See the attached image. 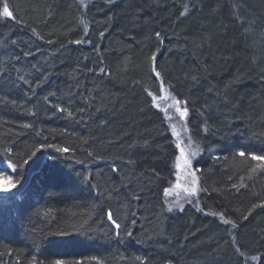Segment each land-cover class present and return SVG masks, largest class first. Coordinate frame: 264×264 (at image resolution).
Returning <instances> with one entry per match:
<instances>
[{"label":"trees","instance_id":"obj_1","mask_svg":"<svg viewBox=\"0 0 264 264\" xmlns=\"http://www.w3.org/2000/svg\"><path fill=\"white\" fill-rule=\"evenodd\" d=\"M163 85L199 150L198 192L171 211ZM253 155L264 0H0V264H264Z\"/></svg>","mask_w":264,"mask_h":264},{"label":"rangeland","instance_id":"obj_2","mask_svg":"<svg viewBox=\"0 0 264 264\" xmlns=\"http://www.w3.org/2000/svg\"><path fill=\"white\" fill-rule=\"evenodd\" d=\"M175 97L164 85L161 92L154 96L155 104L158 105L166 113V117L169 122L171 131L174 134L175 141L178 147L179 155L176 157L175 168L176 177L174 183H172L166 189H172L170 193L165 192V197L168 201V205L173 208L181 207L186 200L193 198L200 187V180L198 179L197 172L193 166V160L197 156L198 146L191 140L189 128L187 126V117L180 116L179 108L183 110L182 102L177 105ZM180 101V100H179ZM180 148L184 149V154L189 161L190 165L185 164L180 158ZM195 153V154H193ZM193 180H195L196 192L192 194L190 190L193 187ZM179 184L180 187H176ZM10 187V181L7 176L0 177V191L8 189Z\"/></svg>","mask_w":264,"mask_h":264},{"label":"snow or ice","instance_id":"obj_3","mask_svg":"<svg viewBox=\"0 0 264 264\" xmlns=\"http://www.w3.org/2000/svg\"><path fill=\"white\" fill-rule=\"evenodd\" d=\"M82 2H83V0H82ZM107 2L111 4L113 2V0H107ZM185 11H187V8H185ZM2 14H3L4 17H12L13 16V13L9 10V6H8L7 3H4V5H3V12H2ZM101 35H103V33H101ZM157 36H159V33H157ZM77 43H79V41H77ZM154 58L155 57H153V59ZM101 71H103V69H101ZM156 75L159 76L160 74L157 72ZM180 103H181V101L176 100V104L177 105H179ZM61 111H63V109H61ZM177 111L180 112V116H182V117H187V115H188V109H187V107H184L182 111L179 108H177ZM69 115H72V113H69ZM45 147L54 148V147H56V145H51V144H41L40 145V148H45ZM40 148H38L36 151H39ZM57 151L63 153V152H67L68 149H66V148H57ZM180 154H181L180 155V158L184 161V163L190 165L191 161H189L187 159V157L185 156L184 149L183 148H180ZM193 154H195V153H193ZM35 155H36V152L31 153V155L28 157V160H24V161H22V163L27 164L28 161L31 160L32 157L35 156ZM239 155L240 156H244L245 153L243 151H241V152H239ZM252 159L264 161V156L253 155L252 156ZM11 167L13 169H16L17 168V165L12 164ZM0 177H5V173L0 172ZM7 179L11 180V177H7ZM17 183H18V181H17ZM13 187H15V184H13ZM176 187H180V185L177 184ZM4 191H7V189H4ZM171 191H172V189H165V192L166 193H170ZM186 191H191L192 194H195V192H196L195 180H193V187L190 190H187L186 189ZM169 211H171V206L169 207ZM107 215H108V220L111 221V223L115 226L116 229H119L120 228V225L117 224V222H116L115 219H113L112 213L111 212H108ZM224 223L227 224V223H229V221L225 220ZM233 227H235V224H233ZM59 235H62L63 236V235H69V234L68 233H64V232H61V233H59ZM117 235H119L118 232H117ZM129 235H130V233H129ZM33 259L35 260V258H33ZM253 259H255V257H253ZM54 264H67V262L64 261V260H56L54 262Z\"/></svg>","mask_w":264,"mask_h":264},{"label":"bare ground","instance_id":"obj_4","mask_svg":"<svg viewBox=\"0 0 264 264\" xmlns=\"http://www.w3.org/2000/svg\"><path fill=\"white\" fill-rule=\"evenodd\" d=\"M10 11H11V10H10ZM2 12H3V6L1 7V15H3ZM1 18H2V17H1ZM154 96H155V95H153V99H154ZM189 135H190V138L192 139V135H191V133H190ZM192 164H193V163H192ZM169 207H170V205H169ZM171 208H173V207H171Z\"/></svg>","mask_w":264,"mask_h":264}]
</instances>
